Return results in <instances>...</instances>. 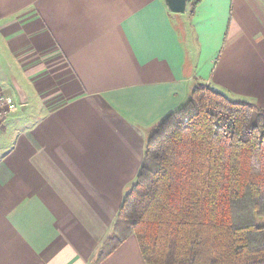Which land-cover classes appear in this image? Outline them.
Here are the masks:
<instances>
[{
    "label": "crops",
    "instance_id": "obj_1",
    "mask_svg": "<svg viewBox=\"0 0 264 264\" xmlns=\"http://www.w3.org/2000/svg\"><path fill=\"white\" fill-rule=\"evenodd\" d=\"M0 64V264H93L196 84L264 109V0H0ZM97 264L145 262L130 234Z\"/></svg>",
    "mask_w": 264,
    "mask_h": 264
},
{
    "label": "trees",
    "instance_id": "obj_2",
    "mask_svg": "<svg viewBox=\"0 0 264 264\" xmlns=\"http://www.w3.org/2000/svg\"><path fill=\"white\" fill-rule=\"evenodd\" d=\"M257 217H264V109L198 83L150 129L93 264L130 234L145 264H264Z\"/></svg>",
    "mask_w": 264,
    "mask_h": 264
},
{
    "label": "built area",
    "instance_id": "obj_3",
    "mask_svg": "<svg viewBox=\"0 0 264 264\" xmlns=\"http://www.w3.org/2000/svg\"><path fill=\"white\" fill-rule=\"evenodd\" d=\"M14 99L4 90L0 89V125L9 117L15 109Z\"/></svg>",
    "mask_w": 264,
    "mask_h": 264
},
{
    "label": "water",
    "instance_id": "obj_4",
    "mask_svg": "<svg viewBox=\"0 0 264 264\" xmlns=\"http://www.w3.org/2000/svg\"><path fill=\"white\" fill-rule=\"evenodd\" d=\"M166 8L173 13H184L187 8L188 0H164ZM210 89L224 98L229 99L227 94L215 86H210Z\"/></svg>",
    "mask_w": 264,
    "mask_h": 264
},
{
    "label": "rangeland",
    "instance_id": "obj_5",
    "mask_svg": "<svg viewBox=\"0 0 264 264\" xmlns=\"http://www.w3.org/2000/svg\"><path fill=\"white\" fill-rule=\"evenodd\" d=\"M7 73V71H6V69L3 67V65L2 64H0V73ZM256 222L257 223H261V224H264V217H257L256 219Z\"/></svg>",
    "mask_w": 264,
    "mask_h": 264
}]
</instances>
